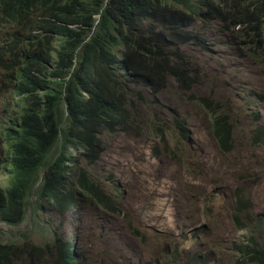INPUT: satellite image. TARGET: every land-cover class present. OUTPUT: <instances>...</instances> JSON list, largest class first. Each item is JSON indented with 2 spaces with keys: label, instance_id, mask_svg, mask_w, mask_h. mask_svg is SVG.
Returning <instances> with one entry per match:
<instances>
[{
  "label": "rangeland",
  "instance_id": "1",
  "mask_svg": "<svg viewBox=\"0 0 264 264\" xmlns=\"http://www.w3.org/2000/svg\"><path fill=\"white\" fill-rule=\"evenodd\" d=\"M8 30L0 25V46ZM189 31L194 40L179 49L198 85L169 79L161 94L142 91L138 131L106 137L99 160L81 163L119 211L87 199L59 211L39 200L21 224L0 222V242L17 245L10 264H63L55 245L66 242L77 264H247L240 249L264 245V138H255L264 128V59L223 21ZM7 79L0 68V189L9 179L4 129L18 110ZM199 97L230 120V151L217 148Z\"/></svg>",
  "mask_w": 264,
  "mask_h": 264
},
{
  "label": "trees",
  "instance_id": "2",
  "mask_svg": "<svg viewBox=\"0 0 264 264\" xmlns=\"http://www.w3.org/2000/svg\"><path fill=\"white\" fill-rule=\"evenodd\" d=\"M215 21L264 59V0H0V25L11 27L0 68L18 108L4 129L9 179L0 189V222L21 224L39 200L59 211L85 199L119 211L81 163L99 160L106 137L138 131L142 91L161 94L169 79L186 90L198 85L179 46L194 40V23ZM199 98L213 114L217 148L230 151V120ZM255 138L262 143L264 128ZM243 204L237 196L236 222ZM252 244L240 249L242 262L264 264V245ZM55 247L61 263L77 264L69 243ZM16 250L0 242V264Z\"/></svg>",
  "mask_w": 264,
  "mask_h": 264
}]
</instances>
